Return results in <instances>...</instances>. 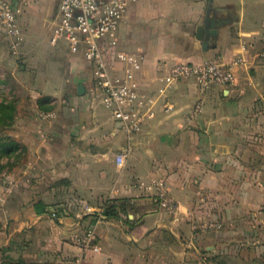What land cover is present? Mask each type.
I'll list each match as a JSON object with an SVG mask.
<instances>
[{"label":"crops","instance_id":"1","mask_svg":"<svg viewBox=\"0 0 264 264\" xmlns=\"http://www.w3.org/2000/svg\"><path fill=\"white\" fill-rule=\"evenodd\" d=\"M25 24L30 43L42 23ZM201 27L218 35H203ZM119 40L121 50L146 55L138 78L148 89L160 85L164 65L216 56L231 62L242 44L249 52L230 87L204 91L195 78L174 83L168 91L174 110L159 105L157 118L132 138L92 97L83 55L70 52L67 71L53 81L22 68V90L70 94L47 119L39 93L23 98L6 131L24 150L12 169L13 192L0 194V264H264V0H137ZM197 102L202 112L189 119ZM125 149L130 155L121 168L116 156ZM152 179L165 180L174 211L138 186ZM75 201L94 212L64 209L51 217L55 206ZM110 203L118 216L104 214ZM90 227L97 252L74 241Z\"/></svg>","mask_w":264,"mask_h":264},{"label":"built area","instance_id":"2","mask_svg":"<svg viewBox=\"0 0 264 264\" xmlns=\"http://www.w3.org/2000/svg\"><path fill=\"white\" fill-rule=\"evenodd\" d=\"M31 0H0V32L10 39L16 52L25 40L19 18L25 13ZM137 0H61L59 19L54 26L51 44L64 42L74 55H83L93 74L90 89L94 100L110 111L128 138L140 134L158 114L159 105L168 112L173 109L168 104V91L174 83L183 79L195 78L206 91L216 85L230 87L236 82L237 70L247 64L249 46L242 44L239 54L225 62L220 56L195 63H176L168 67L159 78L156 90L146 88L139 80L138 73L146 63L144 53H134L120 49L119 28L128 6ZM122 65L121 74L115 72V64ZM164 99V103L162 102ZM202 103L192 110L202 112ZM130 149L122 150L116 156L118 167H124ZM138 186L155 192L158 202L164 209L174 211L175 203L170 196L164 179H152ZM86 213H93L90 205L84 207ZM59 211L53 210L51 217L56 219ZM209 227H220L219 223H208ZM77 245L84 249L99 251L97 234L93 227L82 235L74 237Z\"/></svg>","mask_w":264,"mask_h":264},{"label":"rangeland","instance_id":"3","mask_svg":"<svg viewBox=\"0 0 264 264\" xmlns=\"http://www.w3.org/2000/svg\"><path fill=\"white\" fill-rule=\"evenodd\" d=\"M60 2L61 0L30 1L25 13L19 18L18 22L21 23L22 26L26 25L25 23L42 24L35 29L33 35L34 40L28 43L29 41L26 39V42H23L18 51L15 52L12 49L10 39H8L2 31L0 32V135L6 133L7 129L5 128L4 122L10 117L9 114H13L14 112L16 116L20 114V102L23 98L34 100L39 93L42 101L40 108L43 114H45L41 117L44 119L48 116V118H54V116H52V110L58 105L60 107L67 106L66 97L70 94L68 91L57 93V89L52 87L41 89L31 86L26 90L20 88L22 68L29 69L30 73L38 69L42 73L40 77L41 80L49 79L52 81L56 80L58 77L57 74H62L67 71L68 63L66 58L68 54H70L68 47L64 44L54 46L50 42L52 34L51 27L58 21V7ZM24 29L27 35L28 30L27 28ZM26 51H28L27 53L29 55L28 57H23V53ZM29 79L36 80L34 76H30ZM156 88H151V90H156ZM162 102L164 103L163 98ZM9 104L14 105L15 110L6 108ZM197 105L198 102L191 108L189 119L197 116L192 112ZM172 110H174V107L169 111ZM23 150L24 149L21 147L14 153H7L4 148H0V194L2 191L9 194L13 192L15 183L14 180H10L14 178L15 173L12 169L14 164L20 160ZM124 204L126 205V203ZM85 205L86 203L82 201H75L71 204L55 207H59L63 210L66 209L67 213L68 211H76L78 209L80 212H82V210L85 211ZM101 208L103 207L101 206Z\"/></svg>","mask_w":264,"mask_h":264},{"label":"trees","instance_id":"4","mask_svg":"<svg viewBox=\"0 0 264 264\" xmlns=\"http://www.w3.org/2000/svg\"><path fill=\"white\" fill-rule=\"evenodd\" d=\"M39 104H42L41 99L39 100ZM6 108H8L9 110L10 109L11 110H15V106L11 105V104L6 106ZM9 116L10 117H8L5 120V122H4L5 128L7 130L13 125V123L15 122V118H16L15 112L13 114L10 113ZM21 147H22L21 144L17 140H15L11 136H9L8 134L5 133L3 135H0V148H4L7 151V153H9V152H13L14 153L15 151L19 150ZM105 206H106V209L104 211V214L106 216H108V217H116V216H118L117 215V209H115L116 205L110 204V205H105ZM39 207H40V205H37L38 212H41ZM56 209L59 211V214H58V217H57V218H59V216H60L61 212L63 211V209H61L59 207L58 208L55 207L53 210H56ZM51 212L52 211H50L49 213L51 214Z\"/></svg>","mask_w":264,"mask_h":264},{"label":"water","instance_id":"5","mask_svg":"<svg viewBox=\"0 0 264 264\" xmlns=\"http://www.w3.org/2000/svg\"><path fill=\"white\" fill-rule=\"evenodd\" d=\"M199 32H200L201 34H203V35H204L205 33H207V34H212V35H218V30H217L216 28H213V27H210V28H208L207 30L204 29L203 27H201V28L199 29ZM78 93H79L80 95H83V94L86 93V89H85V87H84L83 84H80V85L78 86Z\"/></svg>","mask_w":264,"mask_h":264}]
</instances>
